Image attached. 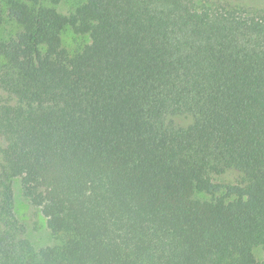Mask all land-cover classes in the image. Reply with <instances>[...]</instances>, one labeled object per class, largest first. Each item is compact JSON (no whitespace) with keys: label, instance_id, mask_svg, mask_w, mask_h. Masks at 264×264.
Segmentation results:
<instances>
[{"label":"trees","instance_id":"1","mask_svg":"<svg viewBox=\"0 0 264 264\" xmlns=\"http://www.w3.org/2000/svg\"><path fill=\"white\" fill-rule=\"evenodd\" d=\"M208 2L0 0V264H264V10Z\"/></svg>","mask_w":264,"mask_h":264},{"label":"rangeland","instance_id":"2","mask_svg":"<svg viewBox=\"0 0 264 264\" xmlns=\"http://www.w3.org/2000/svg\"><path fill=\"white\" fill-rule=\"evenodd\" d=\"M202 1V0H201ZM211 3L216 0H206ZM228 3H248L264 10V0H219ZM74 0H58L52 3L48 0V4L55 5L61 12H67ZM89 41L88 35L74 33L71 29H66L63 33V46L69 53H73L80 49L81 46ZM178 121H180L178 119ZM182 122V121H180ZM12 188V212L23 227V234L37 248L44 247L55 242L53 235L46 225L45 218L40 209L33 205L32 202L24 196L21 188L19 177L11 180ZM201 197H205L202 195ZM262 256V250H256L255 257L257 260Z\"/></svg>","mask_w":264,"mask_h":264}]
</instances>
